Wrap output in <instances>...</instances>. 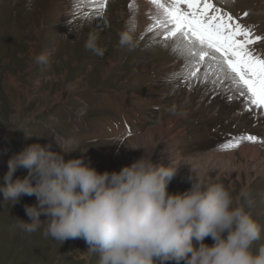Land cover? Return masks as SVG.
<instances>
[{"label":"rangeland","instance_id":"1","mask_svg":"<svg viewBox=\"0 0 264 264\" xmlns=\"http://www.w3.org/2000/svg\"><path fill=\"white\" fill-rule=\"evenodd\" d=\"M232 1L220 0L225 6L218 8L264 37V0ZM99 8L90 0H0V187L9 162L33 144L54 153L62 150L65 159L83 158L103 174L136 162L131 139L158 129L155 152L148 155L162 165L169 137L159 131L168 125L179 135L178 154L166 160V167L227 155L232 150L222 147L241 135L258 140L241 146L264 151V115L248 112L230 83L218 79L211 62L200 66L199 80L185 83L186 55L174 51L176 42L163 41L164 32L148 31L158 16L150 0H109L106 12ZM90 37L102 54L86 49ZM254 47L264 53V40ZM39 55L47 56L45 64H34ZM205 76L207 83L202 82ZM239 148L231 160L247 172L230 174L222 168L205 175L194 170L195 161L176 164L169 193L190 190L195 174L223 184L234 195L246 190L255 202L252 216L264 226V169L254 171ZM27 176V170L18 169L14 179ZM25 206H38L36 197L25 196L11 207L0 191V264H99V255H92L83 239L61 244L46 238L43 227L31 234L16 227L19 219L32 222ZM261 246L264 233L254 252ZM155 264L174 261L156 259Z\"/></svg>","mask_w":264,"mask_h":264},{"label":"clouds","instance_id":"2","mask_svg":"<svg viewBox=\"0 0 264 264\" xmlns=\"http://www.w3.org/2000/svg\"><path fill=\"white\" fill-rule=\"evenodd\" d=\"M85 47L102 54L95 37ZM33 62L43 65L47 56H34ZM171 111L176 114L175 108ZM65 157L62 150L54 153L33 144L9 162L0 187L5 201L11 207L25 196L38 201V206H25L32 222L19 219L20 230L31 234L43 227L46 238L61 244L83 239L88 251L99 255V264H155L156 259L264 264V246L253 250L264 226L252 216L250 192L234 195L195 174L190 190L170 194L178 170L156 164L148 153L119 172L103 174L83 158ZM18 169L28 176L14 179ZM208 238L214 241L211 246L204 243Z\"/></svg>","mask_w":264,"mask_h":264},{"label":"snow or ice","instance_id":"3","mask_svg":"<svg viewBox=\"0 0 264 264\" xmlns=\"http://www.w3.org/2000/svg\"><path fill=\"white\" fill-rule=\"evenodd\" d=\"M90 2L99 4V11L106 12L109 0ZM150 3L158 16L148 31L164 32L163 41L176 42L174 51L186 55L185 83L199 80L200 66L211 62L218 79L230 83L245 102V109L264 115V53L254 47L264 37L255 36L231 14L225 15L213 0H150ZM202 82H208L207 76ZM244 141L258 143L252 135H241L232 138L221 150L238 149Z\"/></svg>","mask_w":264,"mask_h":264},{"label":"bare ground","instance_id":"4","mask_svg":"<svg viewBox=\"0 0 264 264\" xmlns=\"http://www.w3.org/2000/svg\"><path fill=\"white\" fill-rule=\"evenodd\" d=\"M173 130H174V127L172 125H168L165 130L159 131V134L161 135V137H163V136L169 137L165 141L163 139L164 142L168 143V149H166L165 156H164L166 158V160L170 159L171 157H176L178 154V152L175 149L176 148L175 146H176V138L179 135V133H173ZM157 131H158V129L150 130L141 136H138L134 139H131L135 142V144H133V146L131 147L132 153L130 152V154L134 155L136 161L140 160L141 158H144L147 153L150 155L154 154V152H155L154 150L156 148V144L154 142V140H156V136H155L156 133L155 132H157ZM176 132H180V131H176ZM235 154L236 153L233 152V153H229V154L224 155V156H214V155L210 156L209 155V156L204 157V158H199L198 160H185L184 159V161L180 160L176 164L181 165L180 163H187V162L189 163L191 161H195L197 163V165L194 168V170L198 173H204L205 175L207 173H209V171L212 172V175L216 174L222 168L223 169L225 168V170L228 169L230 174L236 173L235 171H237V170H238L237 171V173H238L240 171L239 169H242V171L247 172L246 166H244V165L241 166L240 163H236V162H233L231 160ZM239 154H241V156L243 158L244 157L247 158V159L244 158V162H249L251 167L253 169H255L254 171H257L258 169H261V170L264 169V151L259 150V148L257 149L254 147H245V148L240 149ZM117 159H118V157H117ZM124 159H125L124 155L122 154L121 159L119 160V161H121L120 163H124L125 162ZM166 160H164V162L162 164L164 167H166L168 165V162H169V160H168V162ZM202 161H205V162L202 163ZM254 161H256L255 165L253 164ZM211 162L213 163L212 165H211ZM176 164L174 165L175 168H177ZM182 166H180V167H182ZM203 177H205V176H203ZM233 182H234V180H233Z\"/></svg>","mask_w":264,"mask_h":264},{"label":"crops","instance_id":"5","mask_svg":"<svg viewBox=\"0 0 264 264\" xmlns=\"http://www.w3.org/2000/svg\"><path fill=\"white\" fill-rule=\"evenodd\" d=\"M242 147H244V146H241L240 148H242ZM240 148H239V149H240ZM259 148H260V147H259ZM262 149H263V148H262ZM263 150H264V149H263ZM233 152H235V151H233Z\"/></svg>","mask_w":264,"mask_h":264}]
</instances>
